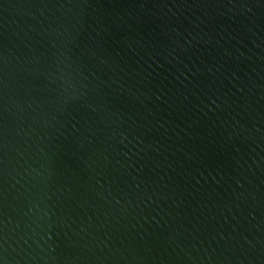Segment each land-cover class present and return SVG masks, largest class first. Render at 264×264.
I'll use <instances>...</instances> for the list:
<instances>
[{
  "label": "water",
  "instance_id": "obj_1",
  "mask_svg": "<svg viewBox=\"0 0 264 264\" xmlns=\"http://www.w3.org/2000/svg\"><path fill=\"white\" fill-rule=\"evenodd\" d=\"M0 264H264V0H0Z\"/></svg>",
  "mask_w": 264,
  "mask_h": 264
}]
</instances>
